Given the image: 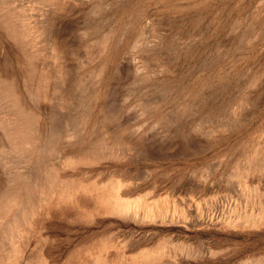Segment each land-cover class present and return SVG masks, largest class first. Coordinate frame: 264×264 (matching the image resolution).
Instances as JSON below:
<instances>
[{
  "label": "rangeland",
  "instance_id": "rangeland-1",
  "mask_svg": "<svg viewBox=\"0 0 264 264\" xmlns=\"http://www.w3.org/2000/svg\"><path fill=\"white\" fill-rule=\"evenodd\" d=\"M263 156L264 0H0V264H264Z\"/></svg>",
  "mask_w": 264,
  "mask_h": 264
},
{
  "label": "bare ground",
  "instance_id": "bare-ground-1",
  "mask_svg": "<svg viewBox=\"0 0 264 264\" xmlns=\"http://www.w3.org/2000/svg\"><path fill=\"white\" fill-rule=\"evenodd\" d=\"M109 42H110V39L109 38H105L102 42L100 41L95 47H93V49L90 51V53L86 56V59H87V61H89V62H92V61H94V60H97V59H101V58H103L104 56H105V54H106V52L108 51V49L111 47L110 46V44H109ZM95 45V44H94ZM89 46H91V45H89ZM89 49H90V47H88ZM63 51H64V49L62 48V52H61V56L63 57ZM112 52V51H111ZM109 53V52H108ZM108 58V57H107ZM103 65H104V63H103ZM64 68V67H63ZM101 69H102V65H101V67L99 68V70H98V73H100L101 72ZM64 69H62V72H61V74H62V76L64 75ZM5 78H3V80H4ZM14 80H16L17 81V79L16 78H13L12 79V81H14ZM64 80V79H63ZM5 82H4V86L5 87H14V84H13V82L12 81H9L8 82V80L6 81V80H4ZM16 81H14V82H16ZM16 84V83H15ZM23 86L24 87H29L28 86V82H27V84H26V80H24V82H23ZM31 100H32V102H34L35 100H34V98L32 99L31 98ZM34 100V101H33ZM38 101H35L34 103L35 104H37L38 105V103H37ZM35 108L37 107L36 105L34 106ZM38 108H40L41 109V106L40 107H38ZM38 108H36V110L38 109ZM39 109V110H40ZM38 110V111H39ZM42 110V109H41ZM40 110V111H41ZM22 111H24L23 112V114H25V115H23V118H25V119H27V120H29V121H31L32 120V112L33 111H31V110H24V109H22ZM30 116V117H29ZM41 120V119H40ZM40 126V125H39ZM39 126H36V127H32V128H30V129H28V131H30V133H29V135L30 136H32L31 137V139L32 138H36V139H41V138H43V139H47V140H49L48 142H53V140H56V139H58V137L60 136V131L57 129V127L54 125V124H51L50 125V127H43V126H40V128H39ZM108 129V131H110L111 129H109V128H107ZM105 129L104 128H102L101 129V131H100V134H104L105 132ZM107 131V130H106ZM100 137V136H99ZM47 142V146H46V148L49 146V144L50 143H48ZM89 144V142L87 143V145ZM84 145H86V143L85 142H83V143H81V146H84ZM44 145H39V146H37V147H40V152H43V151H45L46 150V148L45 147H43ZM118 146H120L119 144H117V147ZM79 149H81V147H79ZM50 151L52 152V150L50 149ZM47 153V152H46ZM56 154L57 155H62V153L61 152H56ZM259 161V160H258ZM252 163H254V162H252ZM258 175V177L259 176H263L264 175V156L260 159V162H258V164H254V165H248V167L244 170V171H242L237 177V180L239 181V180H244L247 176H249V175ZM44 175V174H43ZM50 176V175H49ZM34 177V176H33ZM38 177V176H37ZM51 177H52V175H51ZM258 177H257V179H258ZM30 178V177H29ZM260 178V177H259ZM42 179V178H41ZM49 179V178H48ZM52 179V178H51ZM112 179V178H111ZM38 182V181H37ZM240 182V181H239ZM234 184V183H233ZM34 186V185H33ZM38 186V185H37ZM115 186V185H114ZM15 187H18V185L15 183V184H13L12 186H11V192L13 193V195L15 194V196H16V194L19 192H14V190H15ZM231 187V186H230ZM242 187V186H241ZM33 190V189H32ZM240 191V190H239ZM257 191V190H256ZM262 191V190H261ZM261 191H257V193H259V192H261ZM21 192V191H20ZM259 195V194H258ZM258 195H253V201H255V205H256V209L257 210H260L261 211V204H262V206L264 205V196H258ZM263 195V194H262ZM13 197V196H12ZM246 196H244V198H245ZM260 197H261V199H260ZM106 200V199H105ZM250 200V199H249ZM248 200V201H249ZM253 203V202H252ZM251 202L249 203L248 202V204H249V206H251L252 207V204ZM258 203V204H257ZM255 205H254V207H255ZM120 206V205H119ZM1 207V206H0ZM113 207V206H112ZM119 208V207H118ZM121 208V207H120ZM255 209V208H254ZM264 211V210H263Z\"/></svg>",
  "mask_w": 264,
  "mask_h": 264
}]
</instances>
